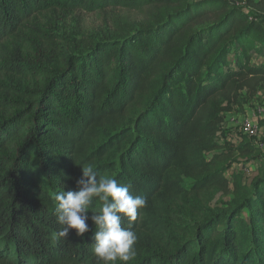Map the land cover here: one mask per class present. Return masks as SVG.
Wrapping results in <instances>:
<instances>
[{
  "label": "trees",
  "instance_id": "obj_1",
  "mask_svg": "<svg viewBox=\"0 0 264 264\" xmlns=\"http://www.w3.org/2000/svg\"><path fill=\"white\" fill-rule=\"evenodd\" d=\"M102 7L147 18L66 56L21 44L58 12ZM263 53L264 0H0V264H102L92 220L61 237L56 216L87 164L147 201L122 218L130 264H264V169L250 184L231 169L261 149L220 140L264 91ZM218 195L231 200L209 213Z\"/></svg>",
  "mask_w": 264,
  "mask_h": 264
},
{
  "label": "rangeland",
  "instance_id": "obj_2",
  "mask_svg": "<svg viewBox=\"0 0 264 264\" xmlns=\"http://www.w3.org/2000/svg\"><path fill=\"white\" fill-rule=\"evenodd\" d=\"M244 3V2H243ZM249 14L257 15L253 9L246 8ZM147 18V11L144 9L123 8V7H102L99 9H77L72 11L58 12L41 22V33L36 36L37 40L21 41L26 47H31L25 43H36L41 45L46 52H53L55 55H68L80 52L88 43L101 40L108 36L116 35L121 29L138 28ZM23 46V47H24ZM264 63V53L256 56L253 63ZM244 103V102H243ZM246 110L240 107L235 112L225 114L226 129L221 134V141L232 140L239 142L247 137L259 149V154L251 162H237L231 165L232 171L240 173L243 182L250 184L257 176L260 169H264V120L258 122V133L246 135L243 127L237 124L243 113H255L257 107H264V91H261L252 104ZM244 105V106H245ZM231 179L230 174H227ZM191 181L184 180V187L189 188ZM231 200L230 196L218 195L217 198L206 207L209 213L225 209Z\"/></svg>",
  "mask_w": 264,
  "mask_h": 264
},
{
  "label": "clouds",
  "instance_id": "obj_3",
  "mask_svg": "<svg viewBox=\"0 0 264 264\" xmlns=\"http://www.w3.org/2000/svg\"><path fill=\"white\" fill-rule=\"evenodd\" d=\"M77 190L55 195L57 222L62 226L59 235L67 237L70 230L83 236L89 231L88 220L96 226L93 254L102 264H130L135 259L137 234L122 226V218H137L138 209L146 206L143 196H134L129 188L115 178L99 175L92 164L82 166V177ZM100 202L98 212L88 216L93 201Z\"/></svg>",
  "mask_w": 264,
  "mask_h": 264
},
{
  "label": "built area",
  "instance_id": "obj_4",
  "mask_svg": "<svg viewBox=\"0 0 264 264\" xmlns=\"http://www.w3.org/2000/svg\"><path fill=\"white\" fill-rule=\"evenodd\" d=\"M244 108L246 110L250 109L249 105H245ZM257 112L255 113H249L246 115V113L241 114L239 123L237 124L238 127H243V130L246 135H254L255 133H258V122L259 120H264V107H257Z\"/></svg>",
  "mask_w": 264,
  "mask_h": 264
},
{
  "label": "crops",
  "instance_id": "obj_5",
  "mask_svg": "<svg viewBox=\"0 0 264 264\" xmlns=\"http://www.w3.org/2000/svg\"><path fill=\"white\" fill-rule=\"evenodd\" d=\"M225 125H226V120H225ZM227 126V125H226Z\"/></svg>",
  "mask_w": 264,
  "mask_h": 264
}]
</instances>
